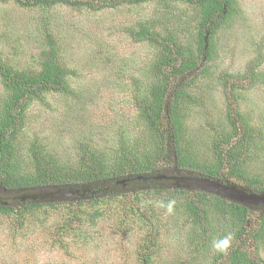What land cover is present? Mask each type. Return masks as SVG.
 Wrapping results in <instances>:
<instances>
[{
	"label": "rangeland",
	"instance_id": "374dc122",
	"mask_svg": "<svg viewBox=\"0 0 264 264\" xmlns=\"http://www.w3.org/2000/svg\"><path fill=\"white\" fill-rule=\"evenodd\" d=\"M164 3H168L166 12L170 11L167 17L157 0L99 9L23 7L15 0H0V60L18 69L36 67L49 51L44 43L49 33L55 53L72 72L67 76L71 92L46 93L45 103L33 100L26 108L24 126L15 142L25 169L32 168L28 150L33 143L56 157L59 164L69 166L76 163L81 145L86 143L108 155H117L120 141L128 147H139L141 155L150 151L146 123L134 100V90L141 88L140 92H145L152 80L150 66L155 50L132 32L140 21L162 32L167 26L184 45L191 42L190 33L196 32L198 21L192 14L193 4L174 0ZM214 41V58L207 62L201 58L195 69L176 81L188 82L196 76L185 87L191 99L183 109V140L195 153L198 165L212 164V141L221 123H225L227 112H231L228 105L237 107L254 131V147L245 151L248 158L242 168L247 172L245 176L264 180V0H236V12L219 28ZM206 65L209 68L203 71ZM251 69L257 75L254 78L249 74ZM3 92L0 82V95ZM224 130L228 131V127ZM168 156L158 162L155 177L140 176V184L130 181L131 185L126 186L123 176L106 179L113 184L106 190L119 192L115 199L108 200L112 207L124 213L136 209L144 214H130L135 218L124 222L118 215L94 222L80 216L76 200L85 198L80 190L74 192L73 204L54 203L62 196L43 195L58 188L31 190L30 198L41 196V200L54 201V205L41 202L24 216L21 227L16 217L0 216V264H145L144 253L148 251L152 252L150 264H210L214 253L211 245L204 246L201 232L191 226L183 211L174 209L169 214L161 206L167 204L166 192L158 195L154 188L214 190L228 199L257 207L263 206L255 204L251 195L264 192L246 189L239 177H229L223 183L198 175L202 174L200 170L193 173L179 169L165 161L170 160ZM152 179L162 182L157 186ZM75 185L64 188L84 187ZM23 195L17 198L23 200ZM8 198L14 201L16 194L9 193ZM0 201L7 200L0 196ZM76 213L81 222L72 225L70 220ZM256 217L257 213H252V220ZM61 223L65 229H59ZM60 233L68 234L59 237ZM87 235L93 240L82 238ZM245 245L248 256L262 264L264 238L258 247L249 241Z\"/></svg>",
	"mask_w": 264,
	"mask_h": 264
},
{
	"label": "trees",
	"instance_id": "16d2710c",
	"mask_svg": "<svg viewBox=\"0 0 264 264\" xmlns=\"http://www.w3.org/2000/svg\"><path fill=\"white\" fill-rule=\"evenodd\" d=\"M145 1L148 0H15L23 7L47 9H52L57 5L99 9L108 5L115 7L125 2ZM170 1L173 0H157L165 8V12L168 3L164 2ZM174 1L193 4L192 14L198 18V21L196 32L190 33L191 42L183 45L174 32L167 30V26L164 32L157 31L152 28L153 25L144 21H140L137 30L132 32L137 39L148 41L155 50L154 60L150 66L152 80L149 81L145 92H140L141 88L134 90V100L146 123V132L150 142L147 144L152 146L150 151L142 155L138 152L139 147H128L122 141L119 142L117 155H108L107 152L103 154L99 149L86 143L81 145L76 163L69 166L59 164L56 157L42 152L39 145L33 143L28 150L32 168L25 169L18 159L15 142L18 132L24 126L26 108L33 100L45 103L46 93L71 92L67 76L72 72L55 53V46L49 40V33H46L47 39H44L49 51L43 52L44 55L36 62V67L18 69L7 61L0 60V82L4 90L0 95V196L7 200L6 202L0 201V216L16 217L17 224L21 227L25 221L24 216L38 208L41 202L54 205V201L41 200V198L22 200L17 198L18 194L28 195L33 189L45 191L49 188H64L73 185L76 187L75 184H79L84 187L72 189L75 193L80 190L84 199L76 200L73 194L69 197L63 196L54 203L73 204L76 200L80 216H87L90 222L104 217L111 220L115 215H118L121 222L135 218L130 214L143 217L144 214H140L136 209L132 212L126 211L130 212L129 214L118 211L116 206L110 205L108 200L111 197L115 199L119 192L107 191L106 189L112 188L113 184L111 181L108 183L106 179L113 180L118 176H123L122 180L127 182L126 186L131 185L130 181L140 184L141 181L138 180L140 176L142 179L143 176L144 179L155 177L154 173L159 171L157 164L165 155L170 156V160L165 158V161L171 162V165L179 169L191 172L200 170L202 174L198 175H204L223 183L227 182L229 177H239L245 182L246 189L264 192V180L254 176H245L247 172L242 168L248 158L244 154L245 151L250 146L254 147L252 143L254 131L237 107L228 105L231 112H227L225 123H221L219 134L212 141V155L214 156L212 164L207 167L198 165L195 153L189 150L187 140H183L185 118L183 109L185 102L191 99V94L185 87L188 83H193L196 76L190 78L188 82L176 83V81L180 76H185L195 69L201 58L205 62L214 58L216 50L214 37L226 20L236 12V0ZM169 12H166L165 17ZM208 68L209 66L206 65L202 70L206 71ZM249 74L253 78L257 76L253 69ZM227 83L229 84L228 81ZM225 126L228 127V131L224 130ZM155 181L157 186L159 182H162L161 180ZM143 183L147 181L144 180ZM154 192L158 195L166 192L164 201L168 203L174 200V209L183 211L191 226L201 232L204 246L211 245L214 252L210 264H260L248 256L245 244L249 241L258 247L257 244L263 240L264 207L246 205L220 194L194 187H188V189L158 187L154 188ZM9 193L16 194L14 201L8 198ZM252 213H257L256 220H252ZM70 221L72 225L75 222L79 224L81 219L76 213ZM254 222L256 224L252 225ZM59 229H65L62 223ZM229 233L233 237L230 248L226 254L218 253L212 247L213 239ZM65 234L68 233L62 235ZM62 235L60 233L59 237ZM82 238L86 241L93 240L88 235ZM151 256L152 252L144 253L145 264H150Z\"/></svg>",
	"mask_w": 264,
	"mask_h": 264
},
{
	"label": "clouds",
	"instance_id": "9594fccd",
	"mask_svg": "<svg viewBox=\"0 0 264 264\" xmlns=\"http://www.w3.org/2000/svg\"><path fill=\"white\" fill-rule=\"evenodd\" d=\"M174 205H175V201H169L166 205L165 204H162L161 206L162 207H165L166 208V211L171 214L174 212ZM232 234L229 233L223 237H220V238H216V239H213L212 241V247L218 252V253H221V254H226L228 249L230 248L231 246V242H232Z\"/></svg>",
	"mask_w": 264,
	"mask_h": 264
},
{
	"label": "water",
	"instance_id": "95a60500",
	"mask_svg": "<svg viewBox=\"0 0 264 264\" xmlns=\"http://www.w3.org/2000/svg\"><path fill=\"white\" fill-rule=\"evenodd\" d=\"M74 192H75V190H73L71 187H69V188H58L57 191H55V192H52L50 194H43V195H46V197H60V196L69 197V196L73 195ZM213 192H214V190H213ZM23 197L24 198H30L29 194L28 195L25 194V195H23ZM251 197L254 199L253 202L255 204H260V205H262L264 207V194H261V195L253 194V195H251ZM36 198H41V196H36Z\"/></svg>",
	"mask_w": 264,
	"mask_h": 264
},
{
	"label": "flooded vegetation",
	"instance_id": "af4514ba",
	"mask_svg": "<svg viewBox=\"0 0 264 264\" xmlns=\"http://www.w3.org/2000/svg\"><path fill=\"white\" fill-rule=\"evenodd\" d=\"M207 178V177H206Z\"/></svg>",
	"mask_w": 264,
	"mask_h": 264
}]
</instances>
